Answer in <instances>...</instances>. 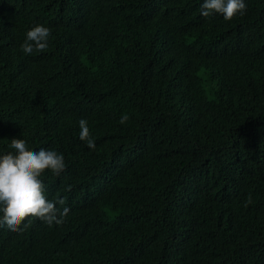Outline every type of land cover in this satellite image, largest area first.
Segmentation results:
<instances>
[{"label":"trees","instance_id":"1","mask_svg":"<svg viewBox=\"0 0 264 264\" xmlns=\"http://www.w3.org/2000/svg\"><path fill=\"white\" fill-rule=\"evenodd\" d=\"M203 2L0 0V155L63 154L41 179L71 209L0 228V264H264V0Z\"/></svg>","mask_w":264,"mask_h":264},{"label":"clouds","instance_id":"2","mask_svg":"<svg viewBox=\"0 0 264 264\" xmlns=\"http://www.w3.org/2000/svg\"><path fill=\"white\" fill-rule=\"evenodd\" d=\"M246 7L244 0H204L201 16L208 18L219 14L224 20L230 21L237 15L243 16ZM50 36L49 27L42 24L32 26L26 32L21 51L26 55L44 52L49 46ZM128 120L129 116L122 114L119 123L123 125ZM87 125L86 119L79 120V138L90 149H95V141ZM8 147L12 151L0 155V228L17 232L22 230V225L26 228L37 219L49 226L53 223L63 224L71 209L57 207L63 206L65 201L50 200L41 179L45 170H50L57 177L66 170L63 154L43 148L30 150L27 142L20 138L11 139ZM251 203L252 197L249 194L244 206Z\"/></svg>","mask_w":264,"mask_h":264}]
</instances>
